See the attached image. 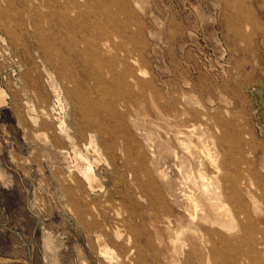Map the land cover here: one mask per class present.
<instances>
[{
  "label": "rangeland",
  "instance_id": "obj_1",
  "mask_svg": "<svg viewBox=\"0 0 264 264\" xmlns=\"http://www.w3.org/2000/svg\"><path fill=\"white\" fill-rule=\"evenodd\" d=\"M0 264H264V0H0Z\"/></svg>",
  "mask_w": 264,
  "mask_h": 264
},
{
  "label": "bare ground",
  "instance_id": "obj_2",
  "mask_svg": "<svg viewBox=\"0 0 264 264\" xmlns=\"http://www.w3.org/2000/svg\"><path fill=\"white\" fill-rule=\"evenodd\" d=\"M192 136H194V135H192ZM189 142H190V141H189ZM187 143H188V142H187ZM187 143H186V144H187ZM186 144H185V145H186ZM190 145H191V143H190ZM192 145H193V144H192ZM185 147H186V146H185ZM202 147H203V146H202ZM186 148H187V147H186ZM186 148H185V149H186ZM194 148H195V147H194ZM204 148H205V147H204ZM195 150H196V148H195ZM200 150H201V149H200ZM202 150H204V149H202ZM210 151H211V150H210ZM200 152H201V151H200ZM211 152H212V151H211ZM201 153H202V152H201ZM211 155H212V154H211ZM203 156H204V155L202 154V157H203ZM205 156H208V155H205ZM203 158H204V157H203ZM212 158H213V157H212ZM214 158H215V157H214ZM209 161H210V160H209ZM214 162H215V160H214ZM198 172H199V171H198ZM197 174H198V173H197ZM201 174H202V173H201ZM90 177H91V176L87 173V174H86V178L90 180ZM199 177H200V176H199ZM202 177H203V176H202ZM198 179H199V178H198ZM194 183H195V182H194ZM194 185H196V184H194ZM213 185H214V184H213ZM213 187H214V186H213ZM215 187H216V186H215ZM205 194H206V192H205ZM207 195H208V194H207ZM222 195H223V194H222ZM230 197H231V196H230ZM227 199H228V198H227ZM193 203H194V202H193ZM211 203H212V202H211ZM211 203H210V204H211ZM219 203H220V202H219ZM191 204H192V203H191ZM194 204H195V203H194ZM194 204H193V205H194ZM234 204H235V203H234ZM234 204H233V205H234ZM211 205H212V204H211ZM233 205H232V206H233ZM224 207H225V206H224ZM225 208H226V207H225ZM232 208H233V207H232ZM232 208H231V209H232ZM199 209H200V208H199ZM218 209H219V208H218ZM196 210H197V209H196ZM233 210H234V209H233ZM216 211H217V210H216ZM193 212H194V211H193ZM216 213H217V212H216ZM202 214H203V213H202ZM227 214H230V213H227ZM239 216H240V215H239ZM241 217H242V216H241ZM188 218H189V217H188ZM226 218H227V217H226ZM235 219H237V218H235ZM190 220H191V222H193V221L195 220V215L192 214V215L190 216ZM219 220H220V219H219ZM226 220H227V219H226ZM195 221H196V220H195ZM200 225H201V224H200ZM237 226H238V225H237ZM241 229H242V228H241ZM183 230H184V229H183ZM245 231H246V230H245ZM191 239H192V238H191ZM193 240H194V239H193ZM196 241H197V240H196ZM182 244H184V243H182ZM182 247H183V245H182ZM185 247H186V244H185ZM200 248H201V247H200ZM180 249H181V248H180Z\"/></svg>",
  "mask_w": 264,
  "mask_h": 264
}]
</instances>
